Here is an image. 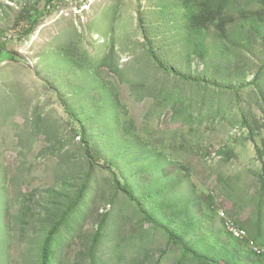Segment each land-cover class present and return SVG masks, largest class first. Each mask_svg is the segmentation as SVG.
<instances>
[{"label":"rangeland","instance_id":"obj_1","mask_svg":"<svg viewBox=\"0 0 264 264\" xmlns=\"http://www.w3.org/2000/svg\"><path fill=\"white\" fill-rule=\"evenodd\" d=\"M211 262L264 264V0H0V264Z\"/></svg>","mask_w":264,"mask_h":264},{"label":"trees","instance_id":"obj_2","mask_svg":"<svg viewBox=\"0 0 264 264\" xmlns=\"http://www.w3.org/2000/svg\"><path fill=\"white\" fill-rule=\"evenodd\" d=\"M55 0H47V4H51ZM40 16L33 15L31 16L29 13H23L19 18V21L16 23L15 30L16 35L19 38H24L33 32L37 25L39 24ZM178 241V240H177ZM211 264H219L217 262H211Z\"/></svg>","mask_w":264,"mask_h":264},{"label":"built area","instance_id":"obj_3","mask_svg":"<svg viewBox=\"0 0 264 264\" xmlns=\"http://www.w3.org/2000/svg\"><path fill=\"white\" fill-rule=\"evenodd\" d=\"M233 232H235V236L240 238V239H244L247 237V233H245L243 231H236L235 229H233ZM256 250H257V252H259V249H256Z\"/></svg>","mask_w":264,"mask_h":264}]
</instances>
